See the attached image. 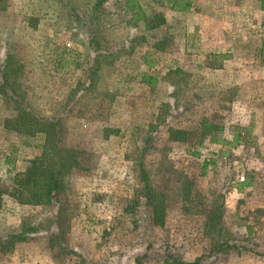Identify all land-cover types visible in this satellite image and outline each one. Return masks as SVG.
<instances>
[{
  "label": "rangeland",
  "instance_id": "rangeland-1",
  "mask_svg": "<svg viewBox=\"0 0 264 264\" xmlns=\"http://www.w3.org/2000/svg\"><path fill=\"white\" fill-rule=\"evenodd\" d=\"M137 1L147 17L134 23L126 0H0V264L191 261L224 241L249 250L206 264H264V0ZM7 95L62 118V144L78 151L55 201L4 192L44 141L4 126ZM203 118L244 143L197 145ZM178 129L187 140H171Z\"/></svg>",
  "mask_w": 264,
  "mask_h": 264
},
{
  "label": "trees",
  "instance_id": "trees-1",
  "mask_svg": "<svg viewBox=\"0 0 264 264\" xmlns=\"http://www.w3.org/2000/svg\"><path fill=\"white\" fill-rule=\"evenodd\" d=\"M127 9L133 11L131 22L138 19L146 18L142 7L137 0H126ZM171 8L176 11H188L191 8L190 0H174L170 1ZM4 78V81L8 83ZM93 77L89 79L91 84ZM3 82V84L5 83ZM8 100L15 101L16 106L13 109L14 116H8L4 119V126L8 130L21 133L27 136H35L37 134L44 135L42 144L36 147V153L29 159L25 170L18 174L10 190L5 189L17 202L26 205L47 204L58 199L59 193L65 185V178L68 172L79 168V154L74 148L66 147L62 143V118L44 119L33 111L21 108V101L18 97L13 99L7 95ZM222 127L210 122L207 118H203L198 128L197 145L201 144L205 139L219 145H238L243 144L245 139L241 133H236L231 141L221 137ZM171 140L184 141L189 131L178 129L171 131ZM145 179V177H144ZM143 196L147 205L151 207L153 224L163 226L165 216V202L163 196L153 184L145 181L142 189ZM3 189L0 187V205L2 202ZM211 220L206 224L210 228L221 219V208L215 207L212 212ZM22 234L10 235L8 241L11 243L16 239L20 240ZM231 250L248 251L249 249L229 241L220 242L216 247L195 257L191 261L178 258L176 255L167 254L161 258L156 264H206L207 259L212 255L220 252H228ZM146 253L136 256L135 264H145Z\"/></svg>",
  "mask_w": 264,
  "mask_h": 264
},
{
  "label": "crops",
  "instance_id": "crops-1",
  "mask_svg": "<svg viewBox=\"0 0 264 264\" xmlns=\"http://www.w3.org/2000/svg\"><path fill=\"white\" fill-rule=\"evenodd\" d=\"M245 224H246V225H245ZM245 224H244V225H245L246 227H249V228L251 227L249 223H245ZM242 255H244V253H242ZM248 256H250V255H246L247 258H248ZM257 259H258V258H257Z\"/></svg>",
  "mask_w": 264,
  "mask_h": 264
}]
</instances>
